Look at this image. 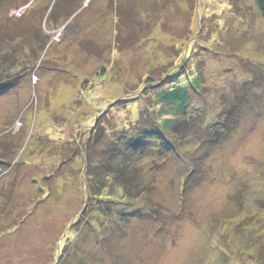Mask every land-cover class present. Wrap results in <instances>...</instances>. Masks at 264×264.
<instances>
[{
  "label": "rangeland",
  "instance_id": "obj_1",
  "mask_svg": "<svg viewBox=\"0 0 264 264\" xmlns=\"http://www.w3.org/2000/svg\"><path fill=\"white\" fill-rule=\"evenodd\" d=\"M55 2L0 7V71L16 78L0 92V154L12 161L0 165V264H264L254 1L83 0L60 28L47 24ZM34 28L51 38L38 62ZM174 86L191 90L193 125L170 150L145 144L140 202L113 186L101 189L113 201L96 202L88 174L108 137L158 116L155 91Z\"/></svg>",
  "mask_w": 264,
  "mask_h": 264
},
{
  "label": "trees",
  "instance_id": "obj_2",
  "mask_svg": "<svg viewBox=\"0 0 264 264\" xmlns=\"http://www.w3.org/2000/svg\"><path fill=\"white\" fill-rule=\"evenodd\" d=\"M10 1L13 2L16 0H0V7L5 8L6 4ZM253 1L264 20V0ZM82 2L83 0H56L48 15L47 24L49 26L53 25L54 28L62 27L81 9ZM48 9L46 12H48ZM29 31L31 35L28 33V36L25 38L30 47L29 57L31 59L34 58L33 60L38 62L50 43L51 38L42 35L36 28L33 30L29 29ZM24 37L25 36L20 39L23 40ZM33 39L36 41L33 42ZM89 46L95 50V47L90 44ZM5 64V60L2 59L0 63L1 67L8 68ZM9 70L10 69H4L0 71V92L8 91L14 86L13 82H15L16 78L12 77ZM157 87L158 86L155 88ZM196 90H198V88H196ZM153 97L159 107V109L155 111L158 116L154 117L151 111L146 116L142 117L143 121L141 120L142 122L136 125L137 128L135 132H120L108 137L110 143L103 149L106 151L107 157L105 162L101 165L103 166L102 170L98 169L88 174V179H90L91 182H89L86 190L94 189L93 195L96 202L103 200L113 201L112 195L105 196L101 191V189L107 190L112 186L122 191L121 195L127 202H140L139 199L145 195V190L144 187H140L138 161L143 157L145 144L149 142L152 137H155L162 143L163 148L170 150L171 145L173 147L176 145L174 137L184 133L190 125L192 111L189 113L188 109L191 103V90L188 86H174L169 89L159 87L158 90L155 91ZM191 124L193 125L192 122ZM1 147L2 141H0V148ZM11 162L12 161H8L5 155L0 154V165L9 167ZM139 210L142 211V208H139ZM138 212L139 211H137V213ZM260 246V260H263L264 244H260Z\"/></svg>",
  "mask_w": 264,
  "mask_h": 264
}]
</instances>
